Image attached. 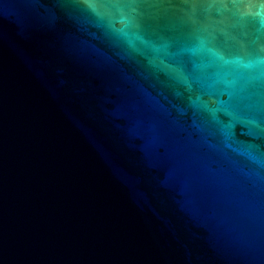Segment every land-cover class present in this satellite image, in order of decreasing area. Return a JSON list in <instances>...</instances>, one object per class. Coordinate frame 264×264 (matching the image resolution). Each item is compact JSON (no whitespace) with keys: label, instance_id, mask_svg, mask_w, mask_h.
Masks as SVG:
<instances>
[{"label":"water","instance_id":"1","mask_svg":"<svg viewBox=\"0 0 264 264\" xmlns=\"http://www.w3.org/2000/svg\"><path fill=\"white\" fill-rule=\"evenodd\" d=\"M0 264H264V0H0Z\"/></svg>","mask_w":264,"mask_h":264}]
</instances>
